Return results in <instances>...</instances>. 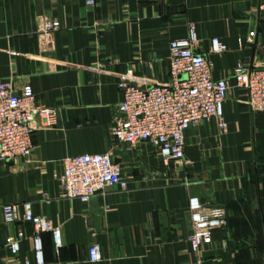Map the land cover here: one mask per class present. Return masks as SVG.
Returning a JSON list of instances; mask_svg holds the SVG:
<instances>
[{
    "label": "crops",
    "instance_id": "0c3cea01",
    "mask_svg": "<svg viewBox=\"0 0 264 264\" xmlns=\"http://www.w3.org/2000/svg\"><path fill=\"white\" fill-rule=\"evenodd\" d=\"M264 0H0V79L30 85L55 122L37 119L28 159L0 161V201L29 203L60 231L40 234L44 264H264V112L246 91L231 87L227 123L210 119L185 132V159L164 163L152 146L127 147L112 134L120 117L119 81L150 87L169 81L172 39L193 24L195 52L213 62L214 79L231 80L239 60L264 68ZM58 20L57 31L43 23ZM254 32V36H251ZM227 50L211 53V39ZM114 149L123 181L89 202L65 199L62 159ZM221 206L226 224L200 253L191 249L190 197ZM21 230L17 258L36 264L32 225L5 222L0 209V257ZM97 245L100 259L89 261Z\"/></svg>",
    "mask_w": 264,
    "mask_h": 264
},
{
    "label": "built area",
    "instance_id": "2783aa9c",
    "mask_svg": "<svg viewBox=\"0 0 264 264\" xmlns=\"http://www.w3.org/2000/svg\"><path fill=\"white\" fill-rule=\"evenodd\" d=\"M264 9V4L259 6ZM43 31L61 28L58 20L43 23ZM251 32V36H254ZM197 42L195 27L188 26L186 37L169 41V81L150 87L119 81L122 99L118 104L120 117L112 127L118 143L127 147L150 145L164 162H181L185 159V132L202 121L215 119L219 130L227 123L223 104L231 87L246 91V103L251 111L264 112V68L247 65L239 60L232 71L231 80L212 77L213 62L204 54L195 52ZM227 50L217 38L211 39V53ZM57 110L40 107L30 85L15 89L11 78L0 79V161L18 158L28 159L35 146L33 133L37 119L44 125H52ZM114 149L104 153L82 154L62 159V171L58 177L62 197L83 203L89 202L97 192L115 187L123 181L122 169ZM192 233L191 249L200 253L212 241V232L226 224L221 206L207 207L199 197L189 198ZM0 209L5 222L25 221L32 225L36 264H44L40 234L51 231L55 247L61 246L60 231L52 228L48 220L32 213L29 203L23 204L19 216L17 205L2 203ZM21 230L10 237L7 246L11 259L0 264H20L17 253ZM89 261L100 259L97 245L89 247ZM264 255V247H263ZM25 264H29L26 262Z\"/></svg>",
    "mask_w": 264,
    "mask_h": 264
}]
</instances>
